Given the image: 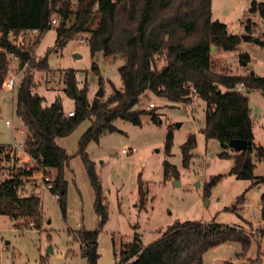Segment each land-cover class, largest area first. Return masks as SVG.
<instances>
[{"label": "rangeland", "instance_id": "obj_1", "mask_svg": "<svg viewBox=\"0 0 264 264\" xmlns=\"http://www.w3.org/2000/svg\"><path fill=\"white\" fill-rule=\"evenodd\" d=\"M253 2L264 3V0L211 1L212 21L225 24L228 32L237 36L247 35L249 27L250 37L263 43L242 42L233 51L214 48L210 63L216 73L243 76L253 73L264 77V19L250 11ZM55 26L42 33L10 36L16 45L30 50L32 61L46 57V70L35 71L29 65L25 69L32 75L33 93L44 99L43 106L48 107L59 99L67 112L74 110V102L64 94V72L68 70L76 73L79 89L86 85L88 102L97 98L99 89L102 99L112 94V87L123 90L118 74L124 63L121 57L105 60L101 52L92 56L87 42H79L87 38L84 34L76 35L62 50H56ZM241 54L249 56L247 66L240 63ZM156 65L161 68L162 59ZM17 67L16 60L10 58L8 75H16ZM15 94L16 89L13 92L0 89V146L18 145L19 149L14 150L16 167L33 171L22 195H39L41 220L39 228L31 225L18 228L16 222L0 216V264H87L73 235L82 229L99 232L97 264H117L115 254L134 234H139L146 247L160 239L169 227L187 222L236 228L250 240L247 251L239 242L212 247L203 255L202 264H264L261 219L264 182L252 187L251 181L229 175L232 161L220 158L222 149L218 141L206 140L201 132L205 125V103L196 96L190 104H177L146 93L138 103L139 108L146 110L140 126L117 119L113 123L117 131L104 132L97 142L88 144L86 154L99 178L106 206V220L100 227L94 210V192L78 155L79 140L90 121H82L70 135L56 140L70 156L64 171L66 214L63 216L58 199L44 188L42 172L27 155V129L16 115ZM248 98L253 144L264 147V97L254 91ZM154 116L156 121L152 119ZM169 131L173 140L167 154L164 145ZM191 135L195 137L196 148L188 168H184L181 145ZM123 149L134 152L122 153ZM228 152H231L229 148ZM252 158L254 176L264 177V160L255 155ZM165 160L177 170L178 178L164 174ZM8 170L9 165L0 169L1 179L8 176ZM46 176L53 183L56 171L49 170ZM218 176L221 178L213 183ZM139 178L147 192L143 209L137 193ZM243 194V201L237 204Z\"/></svg>", "mask_w": 264, "mask_h": 264}, {"label": "trees", "instance_id": "obj_2", "mask_svg": "<svg viewBox=\"0 0 264 264\" xmlns=\"http://www.w3.org/2000/svg\"><path fill=\"white\" fill-rule=\"evenodd\" d=\"M211 1L0 0V89L9 71L10 58H15L18 70L26 63L35 71L47 69L46 57L32 61L30 50L16 45L10 36L33 31L42 33L52 27L53 16L57 19L56 50H62L76 35L84 34L92 56L101 52L105 60L114 61L117 57L124 60L118 68L123 90L112 87V94L106 99L95 98L88 102L86 85L79 89L76 73L64 72V94L74 102L71 117L64 112L59 99L48 107L43 106L44 99L33 93V78L28 70L24 71V80L17 84L15 111L27 129V155L37 170L56 171L49 192L58 196L63 216L66 214L64 171L70 156L56 140L70 135L82 121H90L79 140L78 155L94 192V210L101 227L106 220V206L86 148L90 142H97L104 132L117 131L113 126L117 119L140 126V118L146 110L139 108L138 103L146 93L177 104H190L194 96L203 101L205 125L201 132L206 140L218 141L222 149L220 158L232 161L229 175L251 181L252 187L264 182V177L254 176L252 155L264 160V147L253 144L247 94L258 91L264 96V77L253 73L247 76L218 74L210 63L212 47L233 51L242 42L263 43L250 37L249 27L247 35L237 36L230 34L225 24L212 21ZM250 11L264 19V3L253 2ZM161 59L163 65L158 69L156 63ZM249 61L247 54L240 55L243 66ZM99 83H103L101 78ZM239 84L244 87L243 93L235 90ZM152 119L157 120L155 116ZM232 139L245 140L249 145L242 152H228V142ZM172 140L169 131L164 145L167 154H170ZM195 148L193 135L181 145L184 168H188ZM5 165H9V174L0 178V216L16 222L18 228L27 225L39 228V195H22L33 171L17 168L10 149L0 146V169ZM163 166L165 175L178 178L177 170L168 161L165 160ZM220 178L216 177L213 183ZM137 193L140 209H143L147 192L140 178ZM243 199L244 194L237 199V204ZM261 203L264 222V195ZM98 234V230L73 232L87 264H97ZM229 242H239L244 251L250 246V240L236 228L187 222L169 227L160 239L146 247L139 234H134L130 242L121 245L115 258L117 264H202V257L209 249Z\"/></svg>", "mask_w": 264, "mask_h": 264}, {"label": "built area", "instance_id": "obj_3", "mask_svg": "<svg viewBox=\"0 0 264 264\" xmlns=\"http://www.w3.org/2000/svg\"><path fill=\"white\" fill-rule=\"evenodd\" d=\"M50 24L52 26L57 25V19L54 16H53ZM31 33H36V31H33ZM85 41L87 42V38L86 39L79 40L80 43H83ZM13 59H15V58H13ZM27 66H28V63H26L23 66V68L18 71V73L16 75H8L7 74L6 77L3 80V83H2V87L1 88H3L4 90L13 92L16 89L17 84H19L20 82H22L24 80V76H25L24 75V71H25V69H26ZM235 90H236V92L243 93L244 92V87H243L242 84H239L238 86H236V89ZM67 116L71 117V116H73V113L72 112H68L67 113ZM5 124L6 125H9L8 122H6ZM9 149H10V157L12 159H14L15 158V155H14V152L15 151L14 150L19 149V146L16 145V144H13L12 146L9 147ZM129 151L134 152V149H131V150H129V149L128 150L123 149L122 150V153H127ZM48 171H49L48 169H44V170L42 169L41 170V172H43V173L45 172V174H44L45 176L42 174L43 186H44L45 189H47L49 191L50 188H51V181L48 178V176H46V172H48ZM53 196H54L55 199H58V196L57 195H53ZM130 241L131 240H129L128 242H130Z\"/></svg>", "mask_w": 264, "mask_h": 264}, {"label": "water", "instance_id": "obj_4", "mask_svg": "<svg viewBox=\"0 0 264 264\" xmlns=\"http://www.w3.org/2000/svg\"><path fill=\"white\" fill-rule=\"evenodd\" d=\"M213 49H214V47L211 48V50H213ZM249 93L250 92H247V94H249ZM96 97L100 98V99L103 97V93H102L101 89H99ZM248 145H249L248 142H246L245 140H241V139H232L228 142L229 150L232 152H236V153L244 151Z\"/></svg>", "mask_w": 264, "mask_h": 264}, {"label": "crops", "instance_id": "obj_5", "mask_svg": "<svg viewBox=\"0 0 264 264\" xmlns=\"http://www.w3.org/2000/svg\"><path fill=\"white\" fill-rule=\"evenodd\" d=\"M252 92H254V91H252ZM252 92H250L249 94H251ZM260 93V92H259ZM264 97V96H263ZM68 110H65L64 109V112H67ZM68 113V112H67ZM253 139H254V137H253ZM245 208V212L247 211V207H244Z\"/></svg>", "mask_w": 264, "mask_h": 264}]
</instances>
